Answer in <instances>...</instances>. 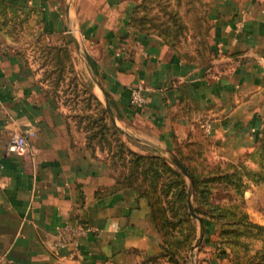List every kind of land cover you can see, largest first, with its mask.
<instances>
[{"label":"crops","instance_id":"crops-1","mask_svg":"<svg viewBox=\"0 0 264 264\" xmlns=\"http://www.w3.org/2000/svg\"><path fill=\"white\" fill-rule=\"evenodd\" d=\"M141 2L0 0L3 264H154L162 253L147 197L118 186L109 160L94 154L71 116L45 96L24 54L27 22L78 46L117 125L172 165L177 142L195 139L205 120L208 134L226 146L251 148L264 110V0L218 1L211 15L217 56L206 69L131 26ZM134 86L145 96L140 107L129 102ZM25 129L34 133L27 146L11 149L10 137ZM66 222H86L90 230L58 248L57 230Z\"/></svg>","mask_w":264,"mask_h":264},{"label":"rangeland","instance_id":"rangeland-1","mask_svg":"<svg viewBox=\"0 0 264 264\" xmlns=\"http://www.w3.org/2000/svg\"><path fill=\"white\" fill-rule=\"evenodd\" d=\"M218 1L143 0L136 19L141 32L159 38L184 62L206 69L217 56L211 15ZM23 31L24 54L32 59L45 96L71 116L76 133L94 154L113 158L123 175L130 170L126 159L131 153L165 158L155 149L143 148L137 135L117 125L109 104L95 91L96 73L78 46L38 34L29 22ZM202 123V134L178 141L183 162L178 159L196 178L194 187L186 170L192 180L186 205L183 197L173 194L175 188L168 187L166 174L163 180L147 176L143 183L158 212L154 226L162 239L160 260L154 264H259L264 236L249 221L264 225V182L259 181L264 110L247 151L226 146L225 139L209 135ZM174 168L187 183L180 167L174 164ZM143 172L137 181L141 182Z\"/></svg>","mask_w":264,"mask_h":264},{"label":"trees","instance_id":"trees-1","mask_svg":"<svg viewBox=\"0 0 264 264\" xmlns=\"http://www.w3.org/2000/svg\"><path fill=\"white\" fill-rule=\"evenodd\" d=\"M143 1V0H142ZM141 3L136 7L133 15L131 16L130 24L133 27H136L137 29L143 30L137 23V9L140 7ZM202 129V128H201ZM203 133V132H202ZM201 133V134H202ZM261 133L264 135V129L261 130ZM200 134V133H199ZM264 142V138H263ZM179 144L177 142L175 151L177 156L181 159L180 152H179ZM260 156V155H259ZM260 170H259V181L264 182V149L261 151V157H260ZM126 161L130 164V170L127 175L119 174L118 171L116 170L117 168L116 163L114 162V159L110 160L111 167L115 173V178H116V183L118 186H130L136 188L141 195H144L147 197L149 204L151 206V213L153 217L154 224H157V210H155L154 203L152 199L149 197L147 190L144 188L143 183L145 180H147L149 177H154L159 180H163L164 175L166 174L165 178L168 179L170 182V185L168 187H172L170 189H174L173 194L175 197H183L184 202L186 205V195H187V183L184 178V176L177 171L174 168V165H172L169 161H167L166 158H161L157 156H142V155H137L135 153H131L130 157L126 159ZM183 162V160L181 159ZM184 165V164H183ZM147 166V167H145ZM186 170L191 174L193 177V184L194 187H196V178L194 174L190 171L188 166L184 165ZM145 167V168H144ZM144 168V172H143ZM143 172L141 182L137 181L139 174ZM148 176V178H147ZM163 178V179H162ZM167 184V182H166ZM241 186V183L238 184ZM249 224L252 226H255L259 228V232H261V236H264V225L262 224H255L249 221ZM162 240V239H161ZM162 242V241H161ZM259 264H264V245L263 247L259 250ZM160 256V255H159Z\"/></svg>","mask_w":264,"mask_h":264},{"label":"built area","instance_id":"built-area-1","mask_svg":"<svg viewBox=\"0 0 264 264\" xmlns=\"http://www.w3.org/2000/svg\"><path fill=\"white\" fill-rule=\"evenodd\" d=\"M83 39L86 38L83 36ZM130 105L133 107H140L145 103V96L142 93L141 86H134L131 88ZM203 128L206 132L210 131V123L208 120L203 121ZM34 133L29 129H25L17 134H13L10 137V148L13 150L22 149L28 144V138L32 136ZM90 230V226L86 222H76L69 223L66 222L57 230V240L56 247H62L67 243H75L78 238L86 236L88 231ZM0 264H3V261L0 260Z\"/></svg>","mask_w":264,"mask_h":264},{"label":"water","instance_id":"water-1","mask_svg":"<svg viewBox=\"0 0 264 264\" xmlns=\"http://www.w3.org/2000/svg\"><path fill=\"white\" fill-rule=\"evenodd\" d=\"M174 164L179 166L180 169L182 170V172L184 173V175L187 176V180H189L188 181V188H189V191H190L192 189V180H191L190 176L188 175L186 169L184 168V166L181 164V162L179 161V159L177 157L174 158ZM192 213H193V210H192ZM193 214L196 216L195 213H193Z\"/></svg>","mask_w":264,"mask_h":264}]
</instances>
